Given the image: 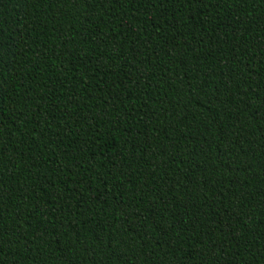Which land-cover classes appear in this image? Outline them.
I'll use <instances>...</instances> for the list:
<instances>
[{"label":"trees","instance_id":"trees-1","mask_svg":"<svg viewBox=\"0 0 264 264\" xmlns=\"http://www.w3.org/2000/svg\"><path fill=\"white\" fill-rule=\"evenodd\" d=\"M0 264H264V0H0Z\"/></svg>","mask_w":264,"mask_h":264}]
</instances>
